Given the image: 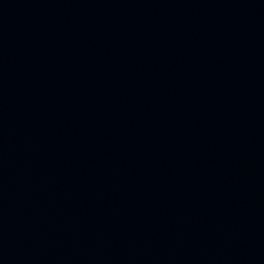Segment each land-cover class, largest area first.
Returning a JSON list of instances; mask_svg holds the SVG:
<instances>
[{"label":"water","instance_id":"1","mask_svg":"<svg viewBox=\"0 0 264 264\" xmlns=\"http://www.w3.org/2000/svg\"><path fill=\"white\" fill-rule=\"evenodd\" d=\"M264 72V0H0V264H69Z\"/></svg>","mask_w":264,"mask_h":264}]
</instances>
